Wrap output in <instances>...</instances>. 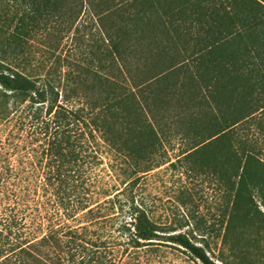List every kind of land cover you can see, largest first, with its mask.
<instances>
[{
    "label": "rangeland",
    "instance_id": "374dc122",
    "mask_svg": "<svg viewBox=\"0 0 264 264\" xmlns=\"http://www.w3.org/2000/svg\"><path fill=\"white\" fill-rule=\"evenodd\" d=\"M60 1L0 0V70L29 74L38 83L60 75L63 85L74 80L65 72L79 74L88 66L94 41L103 40L92 15L94 11L85 2L86 6L74 18L71 13L75 10L74 0ZM199 1L200 7L193 10L183 7L180 14H175L176 27H171L175 29L171 34L183 38V44L189 38L211 34H246L245 24L255 17L250 0ZM213 18L222 26L208 31ZM129 33L134 35L132 31ZM185 45L188 47L189 43ZM230 49L227 46L221 52ZM110 65L109 76L116 81L117 92H134L127 103H141V90L128 66L120 59ZM107 66L106 63L104 70L109 69ZM85 78L83 75L82 80L76 79L79 82L86 81ZM72 99L76 105L84 101ZM168 105L167 117L159 114L163 121L177 119H174L179 110L177 101L172 99ZM47 108L48 104L24 100L0 86V165L4 167L1 183L8 185L6 192L0 186V211L8 214L10 220L19 216L18 219L24 217L23 223L29 222L38 209L42 210V203H49L50 207L55 200L41 186L50 159L43 152L45 140L41 133L52 131L46 126ZM260 111L240 126L238 136L248 140L256 157L263 159ZM125 120L121 118L117 124L119 131H113L119 145L107 141L97 147L98 157H89L84 162V173L79 179H85L81 196L89 195L100 202L111 199L108 208L102 207L101 212L83 219L108 217L100 230L105 235L111 232L114 237L113 252L108 259H114V264H203L184 247L164 239L138 243L132 238L134 226L128 222L133 220L130 210L134 205L144 209L165 231L162 233H187L219 264H264V166L259 163L248 166V173L254 178L247 184L252 193L248 197L240 190L244 164L238 167V162H234L233 154L240 155L236 148L224 152L227 162L222 165L218 160L220 150L207 145L209 140L200 142L196 131L204 130L194 129L189 119L183 123L184 128L174 121L165 130H160L159 122L153 119L158 131L143 136L146 142L143 151L138 145V149L132 150L137 132L127 130ZM82 129L90 131L87 127ZM9 166L18 174L8 173ZM45 264L55 263L49 260Z\"/></svg>",
    "mask_w": 264,
    "mask_h": 264
},
{
    "label": "trees",
    "instance_id": "16d2710c",
    "mask_svg": "<svg viewBox=\"0 0 264 264\" xmlns=\"http://www.w3.org/2000/svg\"><path fill=\"white\" fill-rule=\"evenodd\" d=\"M250 1L255 17L245 24L246 34L189 38L186 43L190 46L185 47L183 38L171 34L175 30L171 27H176L175 14L185 7L201 6L199 0H74L72 16L77 18L83 7L90 6L103 40L94 41L88 66L81 73L65 72L74 79L72 84L61 85L60 75L38 83L29 74L0 70V86L4 90L24 100L48 104L46 126L52 131L41 133L45 140L43 152L50 159L41 186L55 197L50 207L43 201L42 210L38 209L29 222L23 223L24 217L18 219L19 216L10 220L8 214L0 211V264H45L49 260L55 264H114V259H108L115 243L113 234L100 231L108 217L83 220L101 212L102 207L108 208L111 199L100 202L89 195L81 196L85 179H79L84 173V162L98 157L97 147L107 141L119 145L113 131H119L121 118L126 119L127 130L137 132L132 150L141 151L146 143L143 136L158 131L153 119L159 122L160 130L169 128L174 121L184 128L183 123L189 119L194 129L204 130L196 131L200 142L209 140L207 145L220 150L218 160L222 165L227 162L225 151H239L240 155H233L238 167L244 164L240 190L252 196L247 184L254 178L248 173V166H264V158L256 157L251 143L239 138L238 129L261 110L259 126L264 135V0ZM221 26L213 18L207 30ZM162 29L168 32L163 33ZM227 46L232 49L221 52ZM118 59L132 72L142 93L141 103H127L134 92H117L116 81L109 72L110 64ZM106 63L109 69L104 70ZM83 75L86 81L77 82L76 78L82 80ZM73 97L82 98V105L71 101ZM172 99L177 101L179 110L174 115L177 119H169L168 123L159 114L165 116ZM85 127L90 131H84ZM3 169L0 165V186L6 192L8 185L1 183ZM12 170V166L6 168L8 173L18 174ZM130 213L133 220L128 223L134 226L132 238L138 243L164 239L184 247L203 264H219L187 233H162L165 231L138 206L131 205ZM93 257L97 259L90 261Z\"/></svg>",
    "mask_w": 264,
    "mask_h": 264
}]
</instances>
